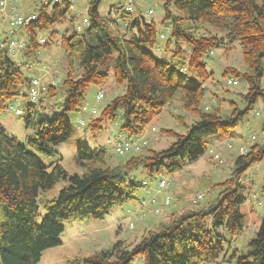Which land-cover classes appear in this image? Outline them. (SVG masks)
Returning <instances> with one entry per match:
<instances>
[{"label":"trees","instance_id":"16d2710c","mask_svg":"<svg viewBox=\"0 0 264 264\" xmlns=\"http://www.w3.org/2000/svg\"><path fill=\"white\" fill-rule=\"evenodd\" d=\"M101 1L87 0L88 23L81 29H76L77 15L70 11L67 0L39 3L31 10L37 19L26 28L15 29L26 34V40L16 38L24 42L16 57H11L8 51L15 30L9 33L6 26L0 35L4 44L0 48L1 111L20 94V87L29 92L34 78L24 76L22 67L37 64L39 47L48 46L59 33L52 31L41 43L38 32L65 26L59 40L64 50V78L44 84L45 90L18 114L25 127L34 132L27 144L52 155L50 146L66 142L73 134L66 113L85 111L88 86L102 85L112 72L114 83L124 85L123 93L113 97L101 110L90 111L87 124L84 121L82 125L97 133L107 123L119 122L122 134L113 150L116 155L128 154L124 160L112 164L105 149L81 144L76 148L74 161L82 172L69 173L60 162L45 165L0 124V264H37L45 249L61 244L65 220L100 219L110 208L134 200L144 205L150 197L142 201L137 198V192L150 186L148 183L162 168L168 174H176L185 165L197 161L211 144L214 147L216 141L225 139L244 120L258 99L264 112L261 86L264 0H154L162 4L163 31L169 28L167 35L161 31L164 38H160L156 22L145 19L137 0H133L132 11L125 9L122 0L109 5L106 15L99 13ZM112 11L118 14V19L110 16ZM118 25L124 26L123 32L117 30ZM3 26L0 25V30ZM201 27L224 34L201 32ZM233 42L241 48L245 70L224 69L222 75L235 78H228L227 82L231 79L236 84L242 80L247 85L241 98L243 104L237 107L234 103L228 113L219 107L212 111L207 107L201 109L204 82L213 75L207 71V57L212 50ZM154 47L159 50V56L147 50ZM27 96L30 98L28 93ZM51 99H60V110L55 109ZM174 99L183 107L194 108L198 119L185 133H172L174 140L168 147L147 149L141 154L147 147V138L143 137L147 125ZM261 132L260 140L252 135L254 141L235 156L230 177L215 185L218 190L214 196L200 202L201 196L191 202L192 207L179 213L170 211L166 220L147 230L134 245L126 247L122 241H116L108 249L83 257V264H131L139 255L145 264L217 261L225 250L224 236L218 229L231 237L240 235L244 229V215L240 211L245 202L241 177L250 166L264 160V123ZM123 141L131 143V147L127 152H116V145ZM133 143L139 145L138 149ZM137 171H142L149 182L137 179ZM262 181L264 188V166ZM59 182L66 184L57 196L46 197ZM159 196L163 200L164 195ZM162 200L159 206L167 210L171 201L164 205ZM246 246L243 253L230 254L231 262L264 264V218Z\"/></svg>","mask_w":264,"mask_h":264},{"label":"rangeland","instance_id":"374dc122","mask_svg":"<svg viewBox=\"0 0 264 264\" xmlns=\"http://www.w3.org/2000/svg\"><path fill=\"white\" fill-rule=\"evenodd\" d=\"M22 1L18 11L23 14L31 13V10L39 4V0ZM86 2L87 0H81V2L74 3L77 15L76 24H80L82 18L86 16L84 12V8L87 6ZM117 3H122V0H102L99 5V13L106 15L109 5ZM137 5L141 7L145 19L147 21H155L157 29L160 32L163 31V27L160 24L163 17L162 4L159 2L155 3L154 0H137ZM149 7L154 10L151 16H147L145 13V10ZM134 15H137L136 10ZM110 16L118 19V14L114 11L111 12ZM3 27L7 28L6 25ZM64 27L55 26L53 29L38 32V38L46 40L52 31L59 33L55 35V38L48 46L39 47V62L37 64L29 68L22 67L24 76L37 78L41 84L49 83L57 78H64V50L59 41ZM117 30L123 32L124 26L118 25ZM200 30L201 32L209 31L211 34H217L218 36L224 34L221 31L207 27H201ZM166 31L168 30L164 29L163 32L167 35ZM13 34L14 38L23 37L26 40L24 30H15ZM159 44L162 45L163 41H159ZM147 50L159 56V50L156 47L147 48ZM242 55L241 48L237 42L225 44L223 47L210 52L206 66L207 71L212 72L213 75L204 82L205 93L202 98L201 109L205 110L207 107L208 111H212L219 107L223 113H228V109L230 110L234 103L237 107L242 106L241 98L246 93L247 85L242 80H237L236 84L229 83L227 79L234 77L232 75H222L224 69L232 68L237 71H244L245 66ZM261 86L264 88V77L261 80ZM99 91L104 93V97L102 100L96 101L95 97ZM123 91L124 85H116L114 83L112 72H110L108 79L102 85L90 84L85 92L86 110L79 113H66V119L73 129V134L66 142L50 146L52 155L36 151L31 145L27 144V140L34 136V132L31 128H26L21 115L15 113V108L23 109L26 104L31 102V99L27 96V88L20 87V94L14 96L7 104V107L0 111V124L7 129L10 135L25 144L27 149L33 152L45 165L60 162L67 172L81 173L82 169L74 161L76 148L81 144L88 145L91 149H105L109 162L116 164L128 156V154L116 155L113 150L116 139L119 134H122L119 122H109L105 128L97 133H91L86 124L92 108L101 110L113 97L123 93ZM51 102L56 104V110H60V99L56 101L51 99ZM197 119L198 115L194 108L183 107L177 99L171 100L147 125L146 132L143 134V137L147 138V147L142 149L140 153L145 154L147 149L161 150L168 147L174 140L172 133H185L186 128ZM81 120L85 121L86 124L82 125ZM263 123L262 102L258 99L244 120L225 139L214 140L216 141L213 144L214 147L216 146L214 154L217 153L219 157L214 158V154L209 153V149L212 147L211 144L202 157L194 163L185 165L179 173L168 174L162 168L155 174L153 180L149 182V179L142 171H137V179L148 181L150 186H155L159 179L167 181V188L160 191L161 196L168 193L171 197V205L167 210L165 208L161 209L158 212L161 214L155 212V209L159 206L157 202H161L162 197L156 203H151L150 200H147L148 197H159L157 185L155 187H143L142 190L139 189L136 196L142 201L147 200L144 205L134 200L121 206L110 208L100 219H89L84 222L75 220L63 221L64 230L60 235L61 244L45 249L41 253L37 264H83V257L108 249L116 241H122L124 246L130 247L147 230L154 229L161 220H166L170 211L179 213L192 207L191 202L198 199V195L203 196L200 202H204L208 196H214L218 190L215 185L230 177L234 158L241 152L238 147L244 146L247 148L254 141L251 138L252 135H254L256 140L262 138L261 126ZM163 129H167V131H163ZM263 166L264 160L255 163L241 177L242 194L245 197V202L240 206V211L244 215L245 226L243 231L240 235L231 237L225 230L218 229V233L224 236L223 245L225 250L217 261L207 264H233L229 259L230 254L234 251L239 255L246 250L248 240L254 236L264 218ZM65 184V182L57 183L45 196L48 198L56 197ZM143 191L144 193H142ZM131 264L145 263L143 257L139 255L132 260Z\"/></svg>","mask_w":264,"mask_h":264},{"label":"built area","instance_id":"2783aa9c","mask_svg":"<svg viewBox=\"0 0 264 264\" xmlns=\"http://www.w3.org/2000/svg\"><path fill=\"white\" fill-rule=\"evenodd\" d=\"M59 0H39V3L42 4H52L55 3ZM69 3V9L72 13L76 14V10H75V2H81V0H67ZM23 2L22 0H0V25L4 24L6 26H8V32L11 33L12 31H14L15 29L18 28H26L27 26L30 25V23L34 20L37 19V16L35 13H26L23 14L21 12L18 11L19 5L20 3ZM123 3L125 5V9L127 11H132V5H133V0H123ZM87 6L84 8V12L87 13ZM153 10L152 8H149L146 10V15L149 16L150 14H152ZM88 23V19L87 16H84L82 18V21L80 24H76V29H81L82 25H86ZM166 30H168V27H165ZM160 38H164V33L161 32L160 33ZM40 42L43 43L44 39L41 38ZM4 46L3 42L0 41V48H2ZM24 47V42L21 40H18L16 38H11L9 41V54L11 57H16L18 54V51L21 50ZM53 82H56L53 81ZM228 82H233L231 79L228 80ZM45 90V85L41 84V82L39 81V79L34 78L32 80V85L31 88L29 89V96L31 98V100H36L40 91ZM103 97L102 92H99L96 95V101H99L101 98ZM96 109L93 108L91 110V112H95ZM15 113L16 114H21V110L16 108L15 109ZM81 124H83V120L80 121ZM253 137V136H252ZM136 143V142H135ZM134 144V143H133ZM131 143L129 142H122V143H118L115 147V151L118 153H123V152H127L129 150V148L131 147ZM139 145L138 144H134V148L138 149ZM214 147L209 149V153H213L214 154ZM239 150L241 152H244L245 149L244 147H239ZM214 158L219 157L217 153H215L213 155ZM168 186L167 181L161 179L159 180V182L157 183V193L160 194V191H162V189H166ZM201 195H198V198H200ZM150 202L151 203H156V197H150ZM171 201V197L170 195H168L167 193L164 195V198L162 200L164 205H168ZM260 204V202H258ZM162 209V206H158L155 209V212L158 213L160 212V210Z\"/></svg>","mask_w":264,"mask_h":264},{"label":"crops","instance_id":"0c3cea01","mask_svg":"<svg viewBox=\"0 0 264 264\" xmlns=\"http://www.w3.org/2000/svg\"><path fill=\"white\" fill-rule=\"evenodd\" d=\"M3 32H4V27L1 28V30H0V35H1ZM142 193H144V191H143ZM159 197H160V196H159ZM156 198H157V197H156ZM160 198H161V197H160ZM160 198H159V199H160ZM159 199H158V200H159ZM160 201H161V200H160ZM157 204L160 205V202H157Z\"/></svg>","mask_w":264,"mask_h":264}]
</instances>
